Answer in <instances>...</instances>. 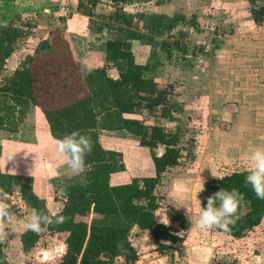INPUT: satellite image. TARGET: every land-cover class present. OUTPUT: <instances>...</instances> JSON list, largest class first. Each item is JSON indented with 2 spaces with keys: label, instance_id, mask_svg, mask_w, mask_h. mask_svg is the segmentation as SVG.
I'll return each mask as SVG.
<instances>
[{
  "label": "rangeland",
  "instance_id": "obj_1",
  "mask_svg": "<svg viewBox=\"0 0 264 264\" xmlns=\"http://www.w3.org/2000/svg\"><path fill=\"white\" fill-rule=\"evenodd\" d=\"M174 7V15H184L186 21L172 33L157 38L158 45L150 46L149 52L152 57L161 56L162 64L168 66L158 77L162 80L156 83L158 91L165 93L163 100L159 105L149 100L134 99V102L141 103L135 113L149 130L157 126L179 137L178 165L166 170L155 191L160 206L155 213L156 221L161 223L166 210L170 234L179 243L159 254L149 232L133 228L129 238L139 253L135 264H252L253 254H264V218L259 226L239 239L218 228L198 230L191 223L189 229L183 230L172 220L173 215L181 212L187 219L190 214L195 217L199 206L194 192L191 200L183 202L175 198L172 187L177 178H187L194 186L201 178L205 190L214 179L248 172L249 152L264 146V20L254 23L248 0H175ZM43 15L14 17L12 25L21 29L23 36L16 42L15 51L1 72L0 87L24 65L41 42L66 33L62 21ZM112 17H93L90 27L97 28L104 20V25L114 28L120 21L115 22ZM140 25L141 22L136 29L144 34ZM163 41L171 51L170 57L160 48ZM176 42L185 51L176 49ZM136 43L147 46V40ZM140 55H148L147 49ZM96 80L91 81L89 88L100 92ZM33 110H28L17 133L0 130V171L5 174L31 176L43 168L48 173L56 170L53 160L49 159L54 146L47 144L44 149L45 143L41 147L36 144L35 133L42 128L41 124H35ZM38 135L44 140V135ZM163 151V146L156 149V153ZM51 176L49 180L56 190L47 202L50 214L54 207L62 209L63 201L58 193L64 185L59 171ZM204 190L197 194L201 202ZM7 200L15 214L12 223L6 226L7 238L0 240L7 263L28 264L60 257L62 254L56 246L63 242L46 230L39 232L33 254L22 252L20 236L26 231L22 222L30 209L21 199L18 188ZM90 219L86 220L90 222ZM101 259L108 260L104 256ZM111 264L127 263L119 256Z\"/></svg>",
  "mask_w": 264,
  "mask_h": 264
},
{
  "label": "trees",
  "instance_id": "obj_2",
  "mask_svg": "<svg viewBox=\"0 0 264 264\" xmlns=\"http://www.w3.org/2000/svg\"><path fill=\"white\" fill-rule=\"evenodd\" d=\"M112 1L123 4L127 0ZM97 2L88 0V5L94 7ZM248 2L254 23H262L264 4L259 2L264 0ZM78 9L86 16H93L82 0H79ZM112 20L121 23L114 26L117 37L106 41L105 59L108 64L125 62V69L120 71L118 79L108 77L104 68L95 71L84 82L72 41L65 33L57 35L54 40L41 42L34 54L26 58L24 65L16 69L0 87V130L17 133L28 116V110L32 108L36 120L48 124L52 138H62L73 131H79L87 134L92 144L91 152L85 156L88 166L84 173L85 182L64 188V194L58 193L63 201L64 222L43 226V230L65 244V253L56 259L28 264H111L113 258L119 256L127 264H135L139 260V253L129 239L133 228L149 232L159 254L179 243L177 237L170 234V227L158 223L155 215L160 208L155 195L156 188L161 183L162 175L167 169L177 166L181 156L179 137L157 126L149 130L140 120L125 119L123 115L134 114L141 107V103L134 102V99L149 100L159 105L165 94L164 91H158L152 79L142 77L144 68L136 64L133 53L126 48V42L147 40V45L156 47L157 38L172 33L186 21V17L181 14L167 16L153 13L132 16L117 7ZM139 22V29L144 34L136 29ZM105 27L111 26L103 24L98 29ZM22 36L21 29L13 25L0 27V75L6 61L15 51L16 42ZM174 46L185 51V47L178 42ZM160 48L170 57L171 51L164 41L160 43ZM95 79L100 92L89 88ZM99 130H124L138 137L139 145L150 151L155 176L135 178L128 184L111 186L110 176L124 171L125 166L120 153L101 147ZM38 134L42 135L41 132ZM44 140H40L38 135V147L45 143ZM159 146L164 147L160 156L156 153ZM247 174L235 172L214 179L206 186L202 196L201 206L204 207L206 198L222 188H236L243 194L244 199L237 214L239 218L230 226L229 232L222 230L236 239L259 226L264 218V199L257 198L251 186L246 183ZM44 186V181L34 177L0 171V188L9 195L18 188L27 208H36L51 215L46 199L40 192ZM88 218H91L90 222L86 220ZM172 220L183 230L190 227L188 219L181 212L174 214ZM39 238V233L25 231L20 236L22 252L33 254ZM101 256L108 260L102 261ZM0 264H8L1 244Z\"/></svg>",
  "mask_w": 264,
  "mask_h": 264
},
{
  "label": "crops",
  "instance_id": "obj_3",
  "mask_svg": "<svg viewBox=\"0 0 264 264\" xmlns=\"http://www.w3.org/2000/svg\"><path fill=\"white\" fill-rule=\"evenodd\" d=\"M97 1V4L91 7L88 5V0H82L83 4L89 7L93 15L90 17L86 16L82 10L78 9L79 0H0V27L3 28L12 25V21L16 16H27L31 13L44 14L43 17L53 16L57 21H62L63 25L61 23L58 24L63 26L69 37L71 36L70 39L79 61V72L83 80L87 77L90 78V75L94 74L96 70L104 68L106 69L108 77L118 79L120 71L125 69V62L118 61L114 64H108L105 59L106 41L115 39L117 37V32L114 30L115 28L111 27H105L103 29H98L97 27L92 29L89 19H94L99 15L112 17L117 7H121L127 15L132 16L138 13L173 16L176 13L174 10L175 0H127L123 4L112 0ZM148 9L149 12L147 11ZM103 24H105L104 20ZM136 42V40H128L126 42V48L133 53L136 64L144 68L142 77L145 79L152 78L155 83L159 84L162 78L158 77L163 75V68L168 67L167 64H162L163 58L161 56L155 58L149 54L151 49L150 46ZM144 48L147 49L148 55H140L141 52L145 50ZM123 118L140 120L137 113L124 114ZM34 120L36 125L37 123L41 124L42 129L39 130L45 137V144L52 146L53 141L48 124L44 121L38 122L35 118V114ZM37 137L38 131L35 133L36 144L38 143ZM98 138L104 150L117 152L122 155V161L125 166L124 171L110 176L111 186L128 184L135 178H149L155 176V168L150 156V151H147L146 147L139 145L138 137L124 130H99ZM30 145H33V147L35 146V144ZM43 148L45 149L44 146ZM162 153H157V155L160 156ZM49 159L53 160L57 172L59 171L60 176L64 180V185L61 189L85 182L84 173L81 175H73L66 165L61 163L55 153H51ZM56 170H52L48 173L47 169L43 168V171L31 174V177L44 181L45 186L40 189V192L44 195L46 204L50 198H53L54 191L56 190L55 187H53V183L49 180V178H52L51 175L56 174ZM56 247L61 254L65 253L66 246L64 243L60 242V245ZM49 260H42V262Z\"/></svg>",
  "mask_w": 264,
  "mask_h": 264
},
{
  "label": "clouds",
  "instance_id": "obj_4",
  "mask_svg": "<svg viewBox=\"0 0 264 264\" xmlns=\"http://www.w3.org/2000/svg\"><path fill=\"white\" fill-rule=\"evenodd\" d=\"M52 141L55 155L73 175L85 173L88 167L85 163V156L92 150V144L87 134L73 131L62 138L53 137ZM248 160L249 171L245 181L251 186L257 198L264 199V146L254 147L248 154ZM212 175L215 177L213 173ZM203 190L204 181L201 178L199 184L195 186L187 178H177L172 187L175 198L183 202L191 200L194 192L199 211L195 217L191 214L188 216L189 223L193 227L202 231L218 228L225 233L229 232L230 226L234 225L239 218L237 214L244 199L243 194L236 188L231 190L222 188L207 197L206 206L202 207L197 194ZM60 192L64 194L65 190L60 189ZM8 195L4 189L0 188V240L7 238L6 226L11 224L15 217L12 206L7 200ZM165 213L166 210H164L160 222L167 226L169 219ZM64 220L65 217L62 215L60 207H54L51 210V215L32 208L22 223L24 230L39 233L45 224H60ZM252 264H264V254H253Z\"/></svg>",
  "mask_w": 264,
  "mask_h": 264
}]
</instances>
